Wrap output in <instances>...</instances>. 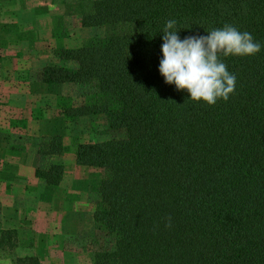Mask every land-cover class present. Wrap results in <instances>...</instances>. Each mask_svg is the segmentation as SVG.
I'll return each mask as SVG.
<instances>
[{
    "label": "trees",
    "instance_id": "16d2710c",
    "mask_svg": "<svg viewBox=\"0 0 264 264\" xmlns=\"http://www.w3.org/2000/svg\"><path fill=\"white\" fill-rule=\"evenodd\" d=\"M83 2L78 27L113 33L53 50L56 63L36 80L87 90L90 103L63 114L99 118L110 133L74 150L77 165L101 172L93 235L81 241L91 264H264V0ZM171 19L181 40L227 24L261 44L252 56L219 57L236 77L226 102H194L165 83ZM62 140L38 144L36 177L48 186L63 177L51 162L67 152ZM18 244L15 230L0 228V251L13 255ZM12 261L39 264L34 255Z\"/></svg>",
    "mask_w": 264,
    "mask_h": 264
},
{
    "label": "crops",
    "instance_id": "0c3cea01",
    "mask_svg": "<svg viewBox=\"0 0 264 264\" xmlns=\"http://www.w3.org/2000/svg\"><path fill=\"white\" fill-rule=\"evenodd\" d=\"M29 1L52 11H31ZM74 6L75 3L64 4L67 12L62 15L53 13L55 0H0V27L13 19L19 24L17 30L7 25L0 29V35L15 40L0 46V228L15 230L19 242L13 255L0 251V264H13V257L32 255L39 264L54 263L60 260L64 237L80 231L75 221L65 218L77 216L76 197L85 194L78 192L75 179L69 177V173L86 168L75 163L74 150L79 142L75 146L69 143L84 119L63 114V109L76 106L71 95L73 84L50 85L36 80L37 70L52 62L46 60V49L74 48L68 36H57L53 27L57 20L67 27L66 19L79 16L80 4L77 10ZM54 135L62 137L67 152L51 159L64 170L60 184L48 186L36 177L41 165L37 148L42 138ZM66 154L71 155V160L64 163Z\"/></svg>",
    "mask_w": 264,
    "mask_h": 264
},
{
    "label": "clouds",
    "instance_id": "9594fccd",
    "mask_svg": "<svg viewBox=\"0 0 264 264\" xmlns=\"http://www.w3.org/2000/svg\"><path fill=\"white\" fill-rule=\"evenodd\" d=\"M176 24L177 21L171 19L163 28V59L159 72L165 83L174 84L178 91L186 90L194 102L209 106L221 99L226 102L235 91L236 77L219 57L252 56L261 51V44L251 33L227 24L211 29L206 35L181 40ZM165 227H171V217L166 218Z\"/></svg>",
    "mask_w": 264,
    "mask_h": 264
},
{
    "label": "rangeland",
    "instance_id": "374dc122",
    "mask_svg": "<svg viewBox=\"0 0 264 264\" xmlns=\"http://www.w3.org/2000/svg\"><path fill=\"white\" fill-rule=\"evenodd\" d=\"M34 1L45 3L48 0H34ZM55 2L57 4V7L53 9V13L64 15L67 12V11L65 12L63 8L64 4L75 3L74 9H76L79 3L81 7V14H82L83 7H84L83 0H55ZM28 4H31L32 6L31 11H35V12L44 11V10L52 11V8H49V7H46L45 9L43 7H39V8L35 7L32 1H29ZM32 15H34L33 12H32ZM73 16L74 17L71 20L66 19V22L68 23L67 27L65 26L63 21H58V20H57L58 22L56 21L55 24L53 25L54 31L57 36L59 37L68 36V38L71 40L70 46H74V47L88 46L90 44H93L100 38L109 36L110 34L113 33L112 28L80 29L78 27L79 16H76V15H73ZM12 21H14L15 23ZM17 22L18 20L13 19L8 24H2L0 29L2 30L4 28V25H7L9 29L17 30L19 28V24ZM14 41H15L14 39L8 40V38L5 37L4 35H0V46H3V47L7 46L8 44L13 43ZM48 48H50V46H48ZM53 50L55 49L53 48L50 50L49 49L45 50L48 55L46 56V60H52L50 64L56 63L55 62L56 58L53 55ZM70 87L72 88L71 95L74 100V105H80L86 102L90 103L89 98L85 97V95L88 94L87 90L79 89L74 84ZM75 135L76 137L73 136L74 140L73 138L71 142L68 140L69 143H71L70 145L72 146H75L78 142L84 143V142H90V141H105L110 137V133L107 130L104 122L100 120L99 118H94V117L80 120L79 124L77 125V128L75 129ZM69 156L71 157V155L69 154L65 155L64 163H67V161H69V158H70ZM80 169H81L80 172L69 173V177H72L75 179L76 183L74 184V186L79 188L78 192H84L85 194L81 198L76 197L79 203L76 206L77 207L76 212H78L77 216L67 215L65 218L68 220L71 219L72 221H75L77 223L76 225L80 227V231L76 233L75 235L64 237V240L62 242L63 244L62 248H60L61 250L60 260H57L56 257H54L53 259H56V262L54 263L47 262L46 264H91L90 255L86 250L82 248L81 241L84 237L93 235L94 226H93L92 214L99 201L98 188H99L100 179H101V172L100 170L96 168H91V167L80 168ZM73 199H74L73 197L69 198V200L71 201ZM71 211L73 212V210ZM67 212H70V211L68 210ZM53 255H55V253Z\"/></svg>",
    "mask_w": 264,
    "mask_h": 264
}]
</instances>
